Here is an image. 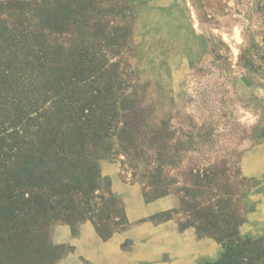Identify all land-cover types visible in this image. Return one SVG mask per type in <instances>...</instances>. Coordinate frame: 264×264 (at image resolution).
I'll use <instances>...</instances> for the list:
<instances>
[{"label":"rangeland","instance_id":"rangeland-1","mask_svg":"<svg viewBox=\"0 0 264 264\" xmlns=\"http://www.w3.org/2000/svg\"><path fill=\"white\" fill-rule=\"evenodd\" d=\"M41 101L35 163L0 139V264H264V0H0V135Z\"/></svg>","mask_w":264,"mask_h":264},{"label":"trees","instance_id":"trees-1","mask_svg":"<svg viewBox=\"0 0 264 264\" xmlns=\"http://www.w3.org/2000/svg\"><path fill=\"white\" fill-rule=\"evenodd\" d=\"M46 22L47 21H45V20L39 21L40 24H43L48 28H52V26L54 24L53 21H50L48 23H46ZM69 49H71V48H69ZM66 59H64V60H60L57 58L55 59V60H57V63H59V67L61 68V71H64L67 69ZM79 59H80L81 64H85L84 59L82 57H79ZM62 61H64L63 65L60 64ZM26 83H27V85H29L33 89L37 86L34 83H29L28 79H27ZM53 93L55 94V96L61 97V95H60V93H58V91L53 92ZM61 99H62V104H64L67 107V109L75 106L74 103L69 101V99H65L64 97H61ZM44 102L46 103L47 101H41L40 107L35 109V111H34V112H37L38 117L40 118L39 120L35 121L38 123L36 125L38 129L35 128V133H36L35 136H33V134H30L27 132V128L29 126H32L30 124V119L27 117H22L20 115V113H15L14 119L16 121L15 120H13V121L17 125H15L13 132L6 133L7 131H5L6 136L2 137L0 135L1 136L0 139L2 141L7 140L8 138L11 139V148L15 147V146L16 147L20 146V147H22V154L25 153V151H27V150H29L31 152L29 155L28 154L25 155L23 162L20 165L21 171H24L29 164L35 163L34 159L36 157H38L39 151H38V149L33 148V145L38 144L39 140H38L37 136L41 133V129H43L45 131L44 128L46 126L50 125L48 117H47V115H48L47 111L51 110V108L54 107L55 104H53V102H50L49 105H44L45 104ZM92 103H93L92 101H89L86 103V105L92 104ZM79 104H81V102H79ZM17 105H19L17 107L19 109L21 108L23 110V112L25 113L24 116H26L27 113H30L29 110L32 109V100L29 97V99L26 101V104H23L22 102H18ZM67 109H66L65 113L62 114V118L65 120V122H68L69 125H81L84 122L83 120L80 119L81 117H69L68 118L67 116L69 115V112L67 111ZM87 114L88 113L82 114V115H87ZM17 126H18V128H17ZM19 126H20V128H19ZM19 130L22 133V136L19 135ZM52 130L53 129L47 128L45 133L51 135L55 141V137L52 134ZM70 134H75V131H70L69 133H67V135H63V134L60 135V137H62V139H64V141L59 143V144H55L53 152L51 149V153H53L54 156H56L58 154V152H59V151H57L58 148H61L60 152H63L64 144H66L69 147L71 146L70 140H69ZM81 135H83V133H81ZM32 136H33V139H31ZM83 136H85V135H83ZM20 137H21V140L24 141L25 139H27V141H29V142H24V145L14 144V141L18 140ZM33 142H35V143L30 145L29 149L25 148V146L28 145L25 143L30 144ZM33 150H35L36 153ZM70 155H71V153H70V150L68 149L67 152H65V156L69 158V157H71ZM28 156H29V158L27 159L26 157H28ZM49 162L52 164L55 163L54 160H52V159H50ZM43 200H45L46 202H49V193H44ZM28 201L29 200L26 199L24 204L20 205L18 196H15V195L12 196V194L10 193V190H7V192L5 191V194H2L0 196V241H7L11 236L15 235L14 231L17 229L18 224L25 222L26 214L29 211V209H27ZM1 247H3V245Z\"/></svg>","mask_w":264,"mask_h":264}]
</instances>
